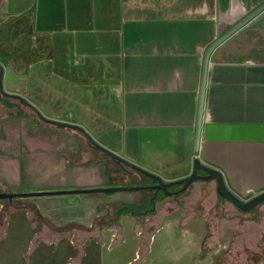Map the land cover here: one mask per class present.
Masks as SVG:
<instances>
[{
  "label": "crops",
  "instance_id": "0c3cea01",
  "mask_svg": "<svg viewBox=\"0 0 264 264\" xmlns=\"http://www.w3.org/2000/svg\"><path fill=\"white\" fill-rule=\"evenodd\" d=\"M263 2L0 0V65L3 67L4 90L23 96L31 111L33 106L42 116L52 119L50 117L55 116L44 113L37 103L40 91L36 83H41L45 92H59L75 102L80 101L79 87L90 84L94 93L92 110L98 118L116 124L111 118L121 108L124 117H129L130 130L127 131V140L125 137V147L103 144L99 133L88 128L83 120L72 117L52 120L80 125L94 141L159 175L163 181L189 175L193 159L197 157L201 163L219 170L226 186L247 200L264 191V55L232 60L216 52L218 47L214 50L208 69L197 153L194 146L205 52L219 37L218 26L228 22L233 26ZM249 23L264 31V10ZM42 74L43 80L40 78ZM42 99L49 100L50 96L45 95ZM146 123L157 128L152 130V138L145 141V131L141 127ZM0 130L2 134V128ZM17 132L12 136L17 147L14 143H0V182L9 192L111 186L105 182L101 169L91 171L86 168L68 184L66 172L61 174L50 159L38 166V174H31L34 178L32 184L23 185L28 173L26 162L20 157L29 148L21 151L18 147L20 133ZM60 132L71 139H85L77 131L60 129ZM25 136L31 137L29 133ZM152 140L155 144L144 151V143ZM32 149L34 151L33 146ZM77 165L90 168L97 167L98 163ZM196 183L207 184L208 195L204 198L199 191L193 202L217 199L215 181L193 182ZM65 195L24 199L34 203L40 213L56 225L69 222L86 225L67 220V207L62 204L66 201ZM99 201L103 204L119 202L120 199L100 197ZM2 208L0 202V211ZM52 210L58 212L57 218L52 217ZM176 212L171 211L162 217V227L181 225L183 218ZM193 214L189 220H200L199 225H203L205 234L202 238L196 227H188L185 223L183 231L189 235L187 250L190 253L204 251L199 255L205 254L204 264H234L221 261L220 254L225 246L216 249L206 243L214 228V223L206 220L216 218L211 213L203 218L199 212ZM135 220L132 217L131 221L135 223ZM253 221H262L264 228V214L257 215ZM47 229L51 231L40 224L33 226L26 210L10 211L4 228L0 229V254L14 244H21V261L23 254L27 253L26 264H61L58 255L63 254V248L58 242L50 247L42 235ZM40 235L44 238L33 243ZM80 258L79 255V260L75 259L71 264H81ZM255 264H264V258Z\"/></svg>",
  "mask_w": 264,
  "mask_h": 264
},
{
  "label": "rangeland",
  "instance_id": "374dc122",
  "mask_svg": "<svg viewBox=\"0 0 264 264\" xmlns=\"http://www.w3.org/2000/svg\"><path fill=\"white\" fill-rule=\"evenodd\" d=\"M232 24L228 22L218 26L217 36L225 33L232 27ZM214 34L215 28H213ZM216 52L232 60L241 59L245 56L263 57L261 55H264V31L258 30L254 24L249 23L224 41L216 49ZM43 75L40 77L42 80ZM32 80L34 82V78ZM36 85L40 91L37 93V103L40 104L44 113L55 116L50 118L67 119L72 117L75 120H83L88 128L95 129V132L99 133L97 135L101 136L100 141L103 144L125 147V137L127 140V131L130 130L129 117H124V112L121 108L118 111L116 110L115 116L111 118L116 120V124L105 122L103 119L98 118L92 110L91 99L94 93L90 84H84L79 87L77 93L79 102L71 101L59 95V92H45L39 82ZM2 87L3 91L6 92L3 80ZM45 95L50 96V99L44 101L42 98ZM8 102L9 104L13 103V106L21 107L27 114L25 116H15L12 113L17 110V107L0 102V128L3 130V133H0V143L6 145L14 143L15 145L16 140L13 141L12 136L17 135L16 133L19 131L18 147L21 148V151L24 148H29L28 152L22 153L20 157L22 161L26 162L25 169L28 173L23 185L27 186L33 183L34 178L31 174H38V166L47 159L51 160L53 167L55 166L61 170V174L66 172L68 184L73 183L78 173L86 168L91 171L101 169L105 182L111 186L138 185L130 184L131 180L129 177L114 170L111 163L106 159L98 161L97 167L78 166L73 162L74 160H70V157L73 159L81 157L80 138L71 139L69 135L61 134L59 128L53 125H45L46 123L40 122V119L33 111L14 99L8 100ZM142 128L145 131L143 137H145L146 141L148 138H152V130L157 127H151L150 123H146ZM27 133L31 135L30 139L25 136ZM80 135L83 137L82 134ZM81 139H83L82 142L87 143L86 139ZM28 142L30 143L29 145ZM154 144L153 140L152 142L144 143V151L150 150L151 145ZM87 145L91 147L88 143ZM15 147L17 146L15 145ZM128 147L129 142L127 143ZM86 163L90 162L87 161ZM136 182L138 181L136 180ZM192 184L186 194L178 198H167L164 202L156 204L157 213L152 216H145L141 222L135 220L137 221L135 222L136 224L131 221V215H123L124 218H122L117 227L103 228L99 236L95 234L92 238H82L81 235L77 234L58 237L48 229L42 235L45 236L50 247H54L55 243L58 242V246L63 248V254L58 255L61 264H71L79 255L81 256V264H204L205 254L199 257L200 253H203L202 251L190 253L187 250V238L189 235L183 230L186 224L188 227H196L195 229H197L199 234L201 233L203 238L205 230L203 225H199L201 221L194 218L189 220V217L194 215L193 212H199L202 215L201 218L207 217V213H211L216 219L208 218L206 220L214 223L213 235L206 243L216 246V249L220 246L226 247L220 254L221 261L234 264H255L256 261L264 258L263 222L253 221L257 215L264 214V202L250 212H241L227 200L219 197L216 200L214 198L204 199L203 203L193 202L195 195L199 191L206 198L208 188L207 184ZM197 185L201 186V188L199 189ZM191 186L194 188H191ZM144 196L145 190L118 191L106 194H66L64 196L66 201L62 204L67 207V220L81 222L89 226L94 218L107 213L106 207H98L102 203L99 201L100 197L140 203ZM178 203L179 205H177ZM20 210L28 211L27 209ZM171 211H177L176 213L183 218L181 225L179 226V223H177L176 226L167 225L162 227V217ZM51 215L53 218H57L58 212L52 210ZM240 218L248 220L241 221ZM241 223L244 224L242 227L241 225L239 226ZM42 235L37 236V239H43ZM78 240H80L79 247L76 245ZM20 249L21 244H14L12 247L5 249L0 254V264H22L23 262L26 264L27 253L23 254V261H21ZM52 254L54 255V253ZM55 258L56 256L54 255L53 259Z\"/></svg>",
  "mask_w": 264,
  "mask_h": 264
},
{
  "label": "water",
  "instance_id": "95a60500",
  "mask_svg": "<svg viewBox=\"0 0 264 264\" xmlns=\"http://www.w3.org/2000/svg\"><path fill=\"white\" fill-rule=\"evenodd\" d=\"M263 10H264V2L261 5H259L255 10L245 15L240 21L235 23L230 29H228L221 36L217 37V39H215L211 43V45L207 48L205 52L204 61H203V70H202L201 90L199 97L196 138H195V146H194V151L196 153L199 151V146H200L201 124L203 118V108L205 102V92L207 85L208 69L210 65V57L217 47H219L224 41L230 38L238 30L246 26ZM2 75H3V67L0 65V92L5 96L18 100L21 104L25 106H29V103L23 96L17 94H9L3 91ZM31 109L37 115V117L46 124L53 125L59 129H68L81 133L85 137L87 143L92 148L99 151L102 155L110 157L114 163L120 165L123 168V170H125L126 172L128 173L137 172L148 177L151 180V184L131 185V186L116 185V186H106V187L76 188V189L20 192V193L0 191V200L5 199L8 201H12L15 198H28L32 196H41V195L76 194V193H115L118 191L147 190V189L155 190V192L160 190L166 195L172 196L186 190L191 183L197 180H201V181H215L217 195L220 196L222 199L230 202L236 209L240 210L241 212H250L256 206L264 202V191H261L260 193L252 196L247 200H243L242 198L237 196L226 186L223 175L219 170L201 163V161L197 157L193 159L192 171L189 175L172 181H163L159 175L149 172L143 167L124 159L123 157L117 155L110 149L94 141L90 137V135L85 131V129L80 125L74 123L62 122L58 120H52L42 116L35 107L31 106ZM199 171H203L204 174L199 173ZM173 185H180V187L176 190L170 191L168 188Z\"/></svg>",
  "mask_w": 264,
  "mask_h": 264
},
{
  "label": "trees",
  "instance_id": "16d2710c",
  "mask_svg": "<svg viewBox=\"0 0 264 264\" xmlns=\"http://www.w3.org/2000/svg\"><path fill=\"white\" fill-rule=\"evenodd\" d=\"M8 100H11V98L3 95L0 92V102L2 103L5 102L9 104ZM12 104L13 103H10L9 105L13 106L14 104L13 105ZM13 107H17V110L12 113L13 115L15 116L27 115L26 112L21 109V107L19 106H13ZM45 125L50 126L49 124H45ZM82 140L83 139H80L81 157L78 159H73L70 157L71 161L74 160L73 162H75L76 164H83L86 163L87 161L92 164H96L98 161L106 159L111 163V166L113 167L114 170H116L118 173H121L122 175H126L129 177V179L131 180L130 184L144 185V184H149L151 182V180L148 177L140 173L126 172L125 170H123V168L120 165L114 163L110 157L102 155L99 151L89 147L87 143L82 142ZM136 180L138 182H136ZM179 187L180 185H173L168 189L172 191L178 189ZM188 188L172 196L166 195L160 190L155 192V190L147 189L145 190V196L141 199L139 204H133L131 202H123V201L99 204L98 206L99 208L102 207L107 208V213L103 216H97L96 218H94L92 224L89 226L75 222H69L65 225H56L50 219L43 216L40 213L37 206L27 199L15 198L12 201L3 199L0 200V202L3 203V208L0 211V229L4 228L5 223L7 221L8 213L10 211L17 209H27L29 212V219L32 222V225L40 224L46 226L51 230L53 234H55L58 237H64L70 234H77V235H81L82 238H92L93 236H95V234L99 236V233L103 228L117 227L120 222V217L123 215H131L132 217L136 218L138 222H141L145 218V216H152L157 213L158 208L156 207V204L164 202L167 198H171V197L178 198L180 196H183L184 194H186ZM0 191L9 192L7 186L1 182H0ZM218 197L221 198L220 196ZM37 241L38 239L36 237L33 243ZM79 241L80 240L76 242L77 247L80 246ZM77 260H79V256L76 258V261Z\"/></svg>",
  "mask_w": 264,
  "mask_h": 264
},
{
  "label": "flooded vegetation",
  "instance_id": "af4514ba",
  "mask_svg": "<svg viewBox=\"0 0 264 264\" xmlns=\"http://www.w3.org/2000/svg\"><path fill=\"white\" fill-rule=\"evenodd\" d=\"M203 171H199V173H202ZM204 173V172H203ZM149 184H151V182L149 183Z\"/></svg>",
  "mask_w": 264,
  "mask_h": 264
}]
</instances>
